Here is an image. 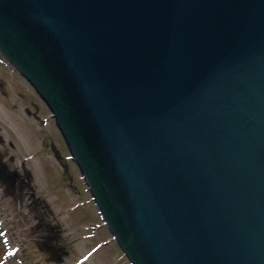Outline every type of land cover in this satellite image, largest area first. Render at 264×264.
Here are the masks:
<instances>
[{"label":"water","instance_id":"obj_1","mask_svg":"<svg viewBox=\"0 0 264 264\" xmlns=\"http://www.w3.org/2000/svg\"><path fill=\"white\" fill-rule=\"evenodd\" d=\"M131 264H264V0H0Z\"/></svg>","mask_w":264,"mask_h":264},{"label":"rangeland","instance_id":"obj_2","mask_svg":"<svg viewBox=\"0 0 264 264\" xmlns=\"http://www.w3.org/2000/svg\"><path fill=\"white\" fill-rule=\"evenodd\" d=\"M0 163L16 172L0 174V264H130L100 225L49 109L3 57Z\"/></svg>","mask_w":264,"mask_h":264},{"label":"flooded vegetation","instance_id":"obj_3","mask_svg":"<svg viewBox=\"0 0 264 264\" xmlns=\"http://www.w3.org/2000/svg\"><path fill=\"white\" fill-rule=\"evenodd\" d=\"M0 174L4 177V176H14V174L16 175L15 171L12 170H8V168L5 166V164L0 163Z\"/></svg>","mask_w":264,"mask_h":264},{"label":"trees","instance_id":"obj_4","mask_svg":"<svg viewBox=\"0 0 264 264\" xmlns=\"http://www.w3.org/2000/svg\"><path fill=\"white\" fill-rule=\"evenodd\" d=\"M59 259H60L59 256H56V257H55V260H56V261H59Z\"/></svg>","mask_w":264,"mask_h":264}]
</instances>
